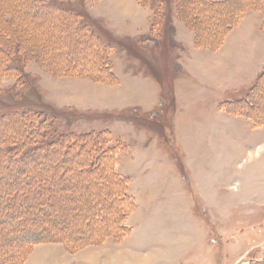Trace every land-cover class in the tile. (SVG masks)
<instances>
[{"label":"rangeland","instance_id":"374dc122","mask_svg":"<svg viewBox=\"0 0 264 264\" xmlns=\"http://www.w3.org/2000/svg\"><path fill=\"white\" fill-rule=\"evenodd\" d=\"M61 1L83 10L95 33L58 26L57 11L30 7L38 0H0V118L34 108L45 116L41 132L77 135L35 161L14 160L33 131L27 119L5 117L1 193H12L15 178L30 189L33 162L45 182L31 201L0 208L44 214L54 236L38 243L70 239L77 249L49 255L55 264H264V0H170L166 9L163 0ZM249 12L250 33L241 34L250 47L213 55ZM14 59L22 69L10 67ZM101 130L134 203L124 230L103 213L114 197L93 183L109 162L99 136L79 135ZM85 167L94 170L79 175ZM42 195L59 203L57 217L46 199L32 205ZM13 226L0 220L1 251L25 236L11 240Z\"/></svg>","mask_w":264,"mask_h":264},{"label":"trees","instance_id":"16d2710c","mask_svg":"<svg viewBox=\"0 0 264 264\" xmlns=\"http://www.w3.org/2000/svg\"><path fill=\"white\" fill-rule=\"evenodd\" d=\"M169 3H170V0H163L164 9L169 8ZM36 5L39 6L40 11H42V10H45L46 12H48V11L56 12L57 11L59 13V16H60V18L58 20V23H59L58 26H60V27H65V28L74 27V28H76V30L77 29H81V30L82 29H88V31H87L88 34H91V33L94 34L95 33L89 27L88 23L86 22L83 10L78 12L76 9H74L71 6H68L67 3H64L61 0H38V3L31 5L30 7H34ZM57 16H58V14H57ZM83 35H86L85 32L83 33ZM89 37H91V36L89 35ZM7 46H9V45H7ZM5 50L7 53L12 55V53H11L12 47L11 46H9L8 49L6 48ZM20 60H18V59L12 60L10 67L15 68V69H22L23 65H22ZM246 99H247L246 97L236 98L232 102H243ZM5 117L9 118L10 120H12L13 118H18V119H21L22 121H24V119L25 120L27 119L29 122V126H30L31 130L33 131L31 133V136L28 137V139L34 140V141H32V142H34V144L29 143L30 146H28V147L26 146V148L22 149L23 150L22 152L17 154L16 157L14 156V158H13L14 160L18 159L21 161V157H24V156L29 157L31 160V156H32L33 158L31 161H35L36 160L35 156H37V154L40 153L44 149V147L49 146L50 144L61 143L62 140H59V139H62L64 136H66L69 139H72L74 142L77 141L76 137H75L77 135L75 133H71V132L70 133H64L65 135L58 137L57 135H55V133L58 132V129L54 128V127H50V128L44 127V130H42V132H41L40 123L44 122L45 116L43 115V113L41 111H38L34 108H28L27 110H22V111L15 110V111L9 113V115H7V116L4 115L3 118L2 117L0 118V126L1 125L3 126L5 124L4 123ZM13 121H15V119ZM103 133H105V130L90 131V132L81 133L79 135L83 136V137L85 136V138L90 137L92 135L99 136L98 139L100 141L99 142L100 145L103 148V150H102L103 154L104 153L106 154L107 160L109 162L106 163L105 165H102V167L99 168L100 176H101V178L103 177L104 180L102 179V181L99 183H96L97 181L96 182L93 181V183L96 186H98V188H103L107 194H109V195L111 194L112 197H114L113 199H111V201H108V203H107L108 206H106V208L108 211L105 210V212L103 211V213L106 214L108 212L107 217L114 219V223L116 224L117 227H119V230H124L126 228H131L130 225H127L124 222V219L128 215V209L130 210L131 209L130 207L134 203L132 200V196L130 195L128 188H127L128 177L119 173L116 170V156H115L114 150H115V148H117V146H113L111 144L103 145L104 140H102V138H101V135ZM20 145L18 144V146H17V143H15L14 149H17V147H19ZM25 145L26 144H24V146ZM61 148L62 147L59 148V151H61ZM57 150L58 149L56 148L55 153L57 152ZM1 151H3V152L6 151V148L0 146V153H1ZM59 155L56 154V156H59ZM38 162L40 163L41 160ZM96 162L97 161H94L93 164H97ZM21 165H22V168L24 169L25 168L24 163L21 162ZM36 165L37 164L35 162H33L32 168L30 169V170H32L31 177H27L28 185L31 188L29 189V188L25 187L26 189L22 188L20 190L19 184H20L21 180L23 181V179L20 180V178L19 179L15 178L14 181L12 179L13 185L11 186V188H9V192H12V193H10L9 195H7V194L4 195L3 193H1V189H0V204H3V201H5V202L10 201L11 203H13V205H16V202L19 200H20V202L21 201L27 202L28 200L31 201L30 199L34 194L31 191L32 188H34V190L36 191V189L41 188V186H43V184L45 182L44 178L40 179L39 177L38 178L36 177V175H35L36 173H34L37 171L36 168H34V167H36ZM87 169H89L91 172L94 170V169H92V167H90V168L85 167L83 169L80 168L78 170V174L80 175L81 173H86L85 171H88ZM25 172H28V171L25 169ZM0 176H1V173H0ZM60 176H61L62 180L65 182L67 180L69 183H71L72 180H74V178L71 179V176L64 174V173ZM35 177L37 178L36 187L34 184L31 183L32 179L34 180ZM50 178L52 180V178H53L52 175L50 176ZM114 191H116V193ZM60 195H62L61 191H60ZM45 199L49 205L52 204L53 206L56 207L57 211L54 212L53 214H55L54 216L57 217V215L60 214V207H59V203H57L56 199H53V197L45 198L42 195L40 198V201H38L36 203L32 202V205L34 207L37 206L38 207L37 209L39 210V208L44 206V200ZM49 199H51V202L49 201ZM60 206H61V204H60ZM101 210H103L102 207H101ZM0 216H1L0 220L2 222H6V221L9 222V220H10L16 224V226H13L11 228V231L14 234V235H12L13 238H11V240H14L15 234L18 236L25 234V236L21 237L22 241L19 242V246L16 250H13L11 246L6 247V248L5 247L2 248V251L0 250V260L2 261V263L0 262V264H23L24 261L26 260V258L28 257L29 253L32 251L35 244L38 243L37 241L53 240L51 238H52V236H54V233H52L51 227L45 223L44 214L32 216V215H28L27 210L21 209V207L20 208L19 207H10V209L8 207H1L0 208ZM107 220L108 219H106V218L104 219V221H107ZM100 227H102V226H100ZM73 229H74V231L77 230V228H73ZM85 230H87V229H85ZM102 236H104V235L103 234L99 235V237H102ZM62 237H58L57 239H58V241H62L69 251H71L70 249H72V250L77 249V247L72 246V242L71 243L69 242L70 241L69 238H62ZM105 238L106 237L104 236V239L103 238H100V239L105 240ZM8 259H10V262Z\"/></svg>","mask_w":264,"mask_h":264},{"label":"crops","instance_id":"0c3cea01","mask_svg":"<svg viewBox=\"0 0 264 264\" xmlns=\"http://www.w3.org/2000/svg\"><path fill=\"white\" fill-rule=\"evenodd\" d=\"M250 12L246 13L244 18L240 20V22L234 26L233 30L230 31L229 35L226 37V40L224 42V45L213 55H220L221 53L226 52L227 46H237V44H243L245 43L248 45L246 49L250 47V35L247 37L244 36L241 33H244L247 29L250 33ZM234 37V38H233ZM194 39V37H193ZM264 40L261 39V41ZM260 41V42H261ZM216 66V65H215ZM214 66V67H215ZM114 74H117L116 69L112 71ZM204 73L205 77H208L209 75L206 74V70L202 71ZM247 79L246 85L250 83V76ZM211 82L216 81V80H210ZM224 82V81H221ZM243 82H241L242 85ZM244 84V83H243ZM57 253V254H56ZM71 252L66 248V246L63 243L60 242H40L36 243L35 246L33 247L32 251L29 253L28 257L24 261L23 264H55L53 261L47 260V257L49 255H60L62 258L64 256H68ZM59 257V256H58ZM64 263L62 260L59 261V264Z\"/></svg>","mask_w":264,"mask_h":264}]
</instances>
